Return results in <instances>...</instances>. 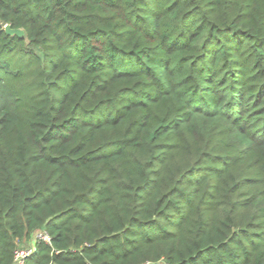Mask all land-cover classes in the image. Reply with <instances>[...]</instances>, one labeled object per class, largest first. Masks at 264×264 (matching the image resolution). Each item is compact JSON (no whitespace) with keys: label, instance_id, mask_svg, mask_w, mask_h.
I'll return each instance as SVG.
<instances>
[{"label":"trees","instance_id":"1","mask_svg":"<svg viewBox=\"0 0 264 264\" xmlns=\"http://www.w3.org/2000/svg\"><path fill=\"white\" fill-rule=\"evenodd\" d=\"M32 243L264 264V0H0V264Z\"/></svg>","mask_w":264,"mask_h":264},{"label":"built area","instance_id":"2","mask_svg":"<svg viewBox=\"0 0 264 264\" xmlns=\"http://www.w3.org/2000/svg\"><path fill=\"white\" fill-rule=\"evenodd\" d=\"M34 238L35 241L42 240L46 243L50 242V237L46 233L40 232L36 234ZM33 252H34L33 243L30 246L20 247L15 252L13 264H26L27 259L33 254Z\"/></svg>","mask_w":264,"mask_h":264},{"label":"water","instance_id":"3","mask_svg":"<svg viewBox=\"0 0 264 264\" xmlns=\"http://www.w3.org/2000/svg\"><path fill=\"white\" fill-rule=\"evenodd\" d=\"M5 32L7 35H16L18 37H24L25 32L22 29H13L11 25L5 26Z\"/></svg>","mask_w":264,"mask_h":264}]
</instances>
